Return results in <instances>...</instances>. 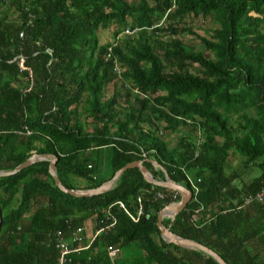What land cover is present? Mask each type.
<instances>
[{
  "label": "trees",
  "instance_id": "16d2710c",
  "mask_svg": "<svg viewBox=\"0 0 264 264\" xmlns=\"http://www.w3.org/2000/svg\"><path fill=\"white\" fill-rule=\"evenodd\" d=\"M209 20L217 27L195 31ZM110 27L113 41L101 44ZM35 153L56 155L73 190L98 188L135 161L163 180L153 160L194 193L167 227L228 264H264V202L242 206L264 188V0H0V171ZM49 167L0 178L8 236L0 264H56L57 233L75 246L72 232L93 215L106 230L71 264H219L164 241L158 216L181 195L139 169L105 194L78 198ZM138 198L144 215L135 222L119 202L137 215ZM123 248L140 254L124 258Z\"/></svg>",
  "mask_w": 264,
  "mask_h": 264
},
{
  "label": "water",
  "instance_id": "95a60500",
  "mask_svg": "<svg viewBox=\"0 0 264 264\" xmlns=\"http://www.w3.org/2000/svg\"><path fill=\"white\" fill-rule=\"evenodd\" d=\"M42 161H48L50 162L49 167V173L53 177L55 185L64 193H67L73 197H94L98 195L105 194L112 189L115 188L116 184L120 180L121 176L129 169L137 168L141 171L144 179L146 182L153 184L155 186L167 188L174 190L178 192L181 195V200L176 203H172L168 206H166L159 214L158 216V223L157 226L160 230L161 236L164 239V241L168 244H175L181 248L184 249H191V250H199L207 255L214 258L219 264H228L217 252L210 249L207 246H204L194 240L186 239L184 237H181L174 233L170 227H167L164 224V220L167 218L176 219V217L184 210V208L188 205V203L191 201L192 197L194 196V193L189 190L187 187H185L182 184L174 182L170 175L167 173L166 169L161 167L157 162L148 159L147 161L153 163L157 167L163 170L165 174V178L163 180H159L154 177L152 172L144 165L143 161H135L128 163L123 168H121L119 171L116 172L114 177L110 180L102 184L100 187L95 189H87V190H76V189H68L61 181V179L58 176V157L56 155L51 154H33L29 159H27L24 163L16 167L14 170L11 171H0V178L7 177L11 175H15L22 170L32 166L35 163L42 162ZM2 212L0 208V225L2 224Z\"/></svg>",
  "mask_w": 264,
  "mask_h": 264
},
{
  "label": "built area",
  "instance_id": "2783aa9c",
  "mask_svg": "<svg viewBox=\"0 0 264 264\" xmlns=\"http://www.w3.org/2000/svg\"><path fill=\"white\" fill-rule=\"evenodd\" d=\"M125 33L131 34L129 30H126ZM115 71L118 74V67L115 68ZM193 186L195 188V184ZM158 195L161 198H165V194L160 193ZM254 202H260V203L264 202V188L255 194L247 196L244 199L242 206L250 205ZM138 203H139L138 213L137 215H134V214H131L126 209L125 205L122 202H119L120 207L123 208L128 213V215L131 217V219L134 220L135 222L139 221L140 217L144 215L143 206L141 204L140 198H138ZM112 220L113 221L111 225L108 226L107 229L112 228L114 224L116 223V220L114 218ZM105 230H106L105 228L98 227V230L95 234L93 241L90 243V245H87V246H85L84 244V227H79L72 232L71 239H72V243L75 244V246H72V244L68 241V239L64 237L62 232H58L56 235V247H57V250L59 251V257L57 259L56 264H71L72 254L79 253L83 250L88 249L91 246V244L95 241L96 237L100 235L101 233H103ZM109 251L111 252V254L116 253V249H113V247H109Z\"/></svg>",
  "mask_w": 264,
  "mask_h": 264
},
{
  "label": "rangeland",
  "instance_id": "374dc122",
  "mask_svg": "<svg viewBox=\"0 0 264 264\" xmlns=\"http://www.w3.org/2000/svg\"><path fill=\"white\" fill-rule=\"evenodd\" d=\"M129 1H132V0H129ZM133 1H136V0H133ZM11 17L13 19H16L15 16H11ZM193 26L195 27L196 32H198L201 35H206L207 32H206V28H204V27H208V28L217 27V24H215L213 21H210V20L208 22H206V25L201 23V21H195L193 23ZM125 34L126 33H124L122 36H125ZM98 37H99V41L101 44H107V43L112 42L114 39L113 27H110L109 29L100 31V33L98 34ZM181 39L186 44L192 45L194 49H199V47H200V42L191 35H184L181 37ZM114 84L115 83L111 82L107 85L106 90H105V95H104L105 100L109 99L110 96H112V94L114 93L115 86H116ZM198 133H196V134H198ZM168 140L171 142L172 146H175L177 144L178 138L175 137V135H169ZM258 174H259V172H258ZM242 179L245 181H247V179H248V181L251 180V178H248V177H243ZM121 252H122V256L124 258H127V259H132L136 255L140 254L137 249H130V248H123L121 250Z\"/></svg>",
  "mask_w": 264,
  "mask_h": 264
},
{
  "label": "crops",
  "instance_id": "0c3cea01",
  "mask_svg": "<svg viewBox=\"0 0 264 264\" xmlns=\"http://www.w3.org/2000/svg\"><path fill=\"white\" fill-rule=\"evenodd\" d=\"M231 167L235 168L237 166H231ZM247 182H248V179H247ZM236 184H240V183L237 182ZM29 218L30 217H27V215H26L24 217V222L27 223ZM83 227H84V244H85V246H87V245H90V243L93 241V239L95 237V234H96V232L98 230V218H97V215H93L92 217L87 219L84 222ZM70 238H71V236H70ZM24 243L23 244L26 245L27 240L24 241ZM0 244H3V245H7L8 244V236L5 235V231L0 232ZM23 244L20 241H18L17 243L12 244L11 248H13L14 250H18V249L22 248Z\"/></svg>",
  "mask_w": 264,
  "mask_h": 264
}]
</instances>
